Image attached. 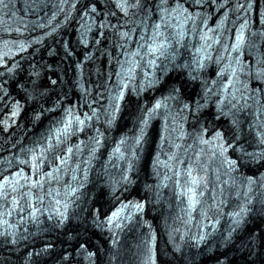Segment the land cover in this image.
<instances>
[{"label":"bare ground","instance_id":"1","mask_svg":"<svg viewBox=\"0 0 264 264\" xmlns=\"http://www.w3.org/2000/svg\"><path fill=\"white\" fill-rule=\"evenodd\" d=\"M75 12L76 13H80L81 10L79 7L75 8ZM77 23V21H75ZM66 27V26H65ZM71 35L69 34V37ZM53 37L46 39L42 42H40L39 44H37L34 49L32 50L31 48L26 49L25 51L19 52L14 56L13 55H7V52H4V55L6 56V60L7 59H11L12 57H17L18 58L15 60L14 62V67L16 69H20L19 71L15 72V74H20V73H27V71L24 70L25 67L27 68H31L34 72L32 75L33 79H40L43 76V81H42V85L46 88H49V97L53 98L54 97H60L63 93H65L66 88H56V89H52V86H55L58 82H56V78L54 76H52L51 74H47L43 68H47V69H51L54 68L55 65L57 64V62L61 59V54H64V59L66 60V62H63L62 66H66L67 64H69V62H72L74 60L78 59V54L75 52V47L71 46V41L68 38V33L66 30L62 29L60 30V32H57V34L54 36V39L52 40ZM51 40V49L49 51L48 54H44L43 58L41 57L43 51L48 47L45 46L46 42H49ZM53 43V44H52ZM76 41H73V44H75ZM59 45H62L59 47ZM40 50V51H38ZM46 53V51H44ZM83 52V51H81ZM29 73V72H28ZM43 73H46L45 75H43ZM93 81H94V76L91 77V84L93 85ZM94 89V100L95 103H91L89 105V107H104V103L106 102V99H103V94L101 91L99 90H95ZM40 95V92L37 90H34L33 95L30 98L27 99H21L18 102H16L14 104V102L11 103V105L9 106V109L12 107V112L15 113V116H13L12 118H6L3 121V117H5L6 115H4V113L0 114V131H10L11 129H13V127L19 122V119L22 118L23 113L26 112V107L29 106V102L26 104V101L31 100L33 98H37ZM98 96V98H97ZM80 100H87L84 98L79 97ZM130 103L134 102L133 97H130L129 99ZM83 106L79 105L78 108H81ZM9 109H7L6 111L8 112ZM36 110V108H31V111ZM127 110V107H125L121 112H120V119H122V114H124ZM209 113V112H208ZM39 116L38 118L35 120V125L31 124L28 127H24V133H25V137L30 136L32 139L35 140H41L40 137V133L39 130L42 128H45L44 125H39L41 123H43L44 119H43V115L41 112H39ZM106 123L104 122L103 127H105ZM151 132L152 130L149 132V139H151ZM150 147H148L146 149V153L144 154L145 156L142 159V162L139 164V166L141 167V170L143 168L146 167L147 162H148V149ZM134 169H132L133 171ZM136 188V186L134 187ZM44 191L48 194V190L46 189V187L44 188ZM103 192L99 191V193H97L96 197L97 198H102ZM71 225V222H68ZM253 226H255V224H253ZM76 234V233H75ZM90 235L92 234L91 232L89 233ZM65 239L69 240L72 244L76 245L78 244L77 240L75 239L74 235L72 233H68L66 234ZM88 242V238L83 240V243H87ZM54 247H58V255L57 257L60 255L61 252L67 251V246L65 247L64 250H61V248H63L62 246L59 245V243L54 242L53 243ZM69 251V250H68ZM74 254H76V251H73ZM213 257L216 255H212ZM264 260V259H262ZM260 260V261H262ZM23 262V260H21V263ZM197 264H205V262L202 260H199Z\"/></svg>","mask_w":264,"mask_h":264}]
</instances>
